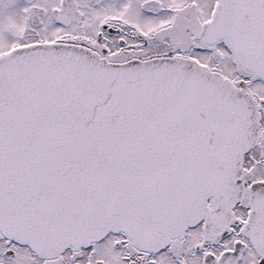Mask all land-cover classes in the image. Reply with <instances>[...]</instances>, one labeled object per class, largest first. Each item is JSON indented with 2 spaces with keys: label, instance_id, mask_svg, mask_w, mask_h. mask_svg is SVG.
Instances as JSON below:
<instances>
[{
  "label": "snow or ice",
  "instance_id": "obj_1",
  "mask_svg": "<svg viewBox=\"0 0 264 264\" xmlns=\"http://www.w3.org/2000/svg\"><path fill=\"white\" fill-rule=\"evenodd\" d=\"M0 264H264V0H0Z\"/></svg>",
  "mask_w": 264,
  "mask_h": 264
}]
</instances>
